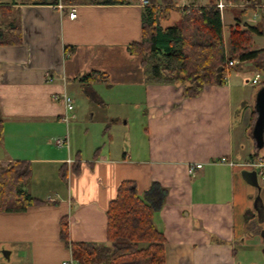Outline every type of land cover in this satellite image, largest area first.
<instances>
[{
	"label": "crops",
	"instance_id": "obj_1",
	"mask_svg": "<svg viewBox=\"0 0 264 264\" xmlns=\"http://www.w3.org/2000/svg\"><path fill=\"white\" fill-rule=\"evenodd\" d=\"M60 3L62 9L27 0L0 1L14 7L22 29L20 45H0V112L5 125L0 162H30L32 177L25 190L42 201L23 212H0V264H62L73 259L60 237L63 218L68 220L70 242L107 244V211L125 180L135 181L141 195L154 183L168 191L154 217L166 237L165 264H241L237 200L249 184L243 172H254L243 166L251 161L253 107L241 88L246 86L244 74L256 73L252 64L241 63V74L232 78L231 70L225 84L206 86L198 97L186 98L184 86L146 83L142 56L128 50L142 39L144 7L139 3ZM173 3L181 16L184 8L205 6L210 0ZM72 8L74 19L69 17ZM242 9L225 10V39L226 24L229 33L236 25L245 29L259 23L264 0L243 17ZM254 39L256 49L264 48V36ZM95 71L106 73L109 82L81 80ZM236 89L248 118L237 134ZM88 92L103 104L85 113L86 118L82 114L88 110ZM65 94L75 99L68 124L63 120L68 114ZM124 103L134 106L132 115L139 125L134 133L121 110ZM112 106L118 108L112 111ZM76 119L99 126L109 139L121 132L117 121L126 119L123 135H130L129 145L115 146L112 141L114 146L106 149L104 135L95 133L89 144L79 145ZM66 133L69 146H57L56 139ZM223 158L233 165L220 163ZM199 163L203 169L190 174V165Z\"/></svg>",
	"mask_w": 264,
	"mask_h": 264
},
{
	"label": "trees",
	"instance_id": "obj_2",
	"mask_svg": "<svg viewBox=\"0 0 264 264\" xmlns=\"http://www.w3.org/2000/svg\"><path fill=\"white\" fill-rule=\"evenodd\" d=\"M40 5H75L93 3L103 5L128 4L126 0H27ZM142 20V39L131 43L132 55L142 56V67L148 84L184 86L186 98L198 97L206 86L223 85L232 68L230 60L238 65L250 62L256 73L264 74V48L256 49L255 36H264V14L260 22L242 29L231 27L224 36L223 18L216 6L217 0L200 7H186L177 24L165 26L175 11L173 0H148ZM238 3L239 0H226ZM250 5L239 13L243 17L259 4ZM165 24V25H164ZM22 43L21 21L14 7L0 5V45ZM87 84L108 83L106 73L95 71L81 79ZM91 100L102 105L95 93ZM258 114L252 108L249 137L254 154L251 161L260 158L253 128ZM4 120L0 112V142L4 135ZM32 177V165L26 161L0 162V212H23L42 204L32 197L25 186ZM168 191L154 183L143 195L135 181H123L116 198L107 211V244L70 242L67 218L60 223V237L70 248L73 259L79 264H165L166 237L155 224L154 217L167 198Z\"/></svg>",
	"mask_w": 264,
	"mask_h": 264
},
{
	"label": "rangeland",
	"instance_id": "obj_3",
	"mask_svg": "<svg viewBox=\"0 0 264 264\" xmlns=\"http://www.w3.org/2000/svg\"><path fill=\"white\" fill-rule=\"evenodd\" d=\"M0 1H5V0H0ZM85 1L86 2H89V1L95 2V1H99V0H85ZM126 1L129 3H132V2L137 3V4L139 3V5H140L139 0H126ZM244 2H246V0H242V2H240V4L244 3ZM234 8H241L242 9L243 6L234 7ZM249 15H251L252 19H253V15L251 12L249 13ZM179 17H180L179 14L177 12H174L171 15L170 22H167V23H165L166 25L165 24L164 25L165 26H171V25L177 24L179 21V20L177 21V19ZM226 33L228 34L227 24H226ZM243 71H244L243 66L239 64L237 67L232 69V78H233L234 74H236V73L241 74ZM260 74H261V82L256 86L252 85V81L255 78L256 73L249 71V72L244 74L245 75L244 78H246L245 80H247L246 81L247 84L245 82L246 86H243L241 88V90H242L243 95L251 98L250 103H251L252 107H254L256 104V97H257L258 92L260 91L261 88L264 87V74H262V73H260ZM230 80H231V78H230ZM239 95H240V89H236L234 92V105H235V109H236V118H235L236 134L240 128H244L245 121H248V118L246 119L247 114L244 110L246 108L244 107V105H242L241 98H239ZM89 101L90 102L87 105L84 104L85 107L87 106L88 110L85 111L83 109L84 114H82V116L86 117V118H87V114H85V113L91 114L92 112L96 111V110H91V109H95V107L96 108L100 107V104L96 103L95 101H93L91 99ZM246 101H248V100H246ZM81 106L83 107V105H81ZM117 108H118V106H112V111H114ZM121 110L124 111V114H127L128 117H126V118H129L130 127L133 126V127H131L133 133L138 131L139 125L137 124V121L134 119V117L132 115V113L134 114V106L132 104H129V103L128 104L124 103L121 105ZM108 111L110 112L111 110L108 109ZM98 115L99 114H96L97 117H98ZM90 117H88V118H90ZM76 121H78V119L75 120V124L78 126L76 129V133L78 134L77 135V142L79 145L80 144H82V145L89 144L87 141H88L89 137H91L92 133L93 134L95 133V136H100L101 134H103V131H100L101 128L99 126H92L93 124H91L88 121L87 122H85V121L83 122L82 120H81V122H76ZM126 122H127L126 119H124L123 121H117V123L122 124V127L120 128L121 132L114 135L112 137V139H109L108 133L104 131L105 133L103 134L104 138L102 140V146H104V144H107L106 149H108L110 146H114V145L110 144L112 141H114L115 146L119 145L120 147H124L126 145H129L130 135L129 134L123 135V133L125 131L124 124ZM65 128H66V126H65ZM87 129L89 131L88 133H87ZM93 129H95V131ZM96 129H99V130L96 131ZM102 130H104V129H102ZM70 133H71V129L69 130V134ZM85 133H87L86 136H85ZM66 134H68V133H66ZM128 147L129 146H127V149H128ZM249 148H250L251 153L254 154L255 151L253 149L252 143H251V146ZM85 150H87V148ZM257 152H258L260 158H264V148L257 151ZM237 191H240V189L238 187H237ZM237 202H238L237 203V212H239L238 216H237V229H238V233H239V237H240V238H238V242H237L238 260L241 264H264V179H262V177H259L257 187L249 185V184H244L242 194L238 197ZM246 238H250V241L248 242V240ZM244 239H246V240H244Z\"/></svg>",
	"mask_w": 264,
	"mask_h": 264
},
{
	"label": "built area",
	"instance_id": "obj_4",
	"mask_svg": "<svg viewBox=\"0 0 264 264\" xmlns=\"http://www.w3.org/2000/svg\"><path fill=\"white\" fill-rule=\"evenodd\" d=\"M139 2H140V6H142V7L149 5L148 0H139ZM247 3H249L248 0H246V2L241 3V4L235 3L234 1L217 0L216 6L220 10L221 15L224 16L225 10L227 8H234V7H241V6H243V8H244L247 6ZM63 7L64 6L61 3H59V8L62 9ZM76 16H77L76 9L72 8L70 11L69 17L71 19H74V18H76ZM258 17H259V15H256V14L254 15L255 19ZM237 63H238L237 60H230L228 62V67L232 68V67L236 66ZM260 82H261V74L257 73L255 78L252 81V85L256 86ZM62 100H63V103L65 105L66 111L68 113V114L64 115L63 120L68 124L71 121V119L73 118L72 116L69 115V113H71L75 108V99L72 96L65 94L63 96ZM56 145L59 147L69 146L68 134H67V136H65L63 138L56 139ZM220 163H222V164L228 163L230 165H233L232 163H229V161L226 158L221 159ZM243 166L248 168V169H251L254 172H256L258 177H262V179H264V159L263 158H259L256 161H248V162L244 163ZM200 169H203L202 164H200V163L199 164H191L190 168H189V172H190V174L193 175L195 170H200ZM48 200L54 201L55 199L53 197H50ZM62 264H79V263L74 259H70L68 261L63 262Z\"/></svg>",
	"mask_w": 264,
	"mask_h": 264
},
{
	"label": "water",
	"instance_id": "obj_5",
	"mask_svg": "<svg viewBox=\"0 0 264 264\" xmlns=\"http://www.w3.org/2000/svg\"><path fill=\"white\" fill-rule=\"evenodd\" d=\"M255 107L258 117L253 128V137L256 141L257 148L261 150L264 148V87L257 94ZM243 177L250 185L258 186L256 172L250 173L244 171ZM3 255L8 257V253L6 252H3Z\"/></svg>",
	"mask_w": 264,
	"mask_h": 264
}]
</instances>
